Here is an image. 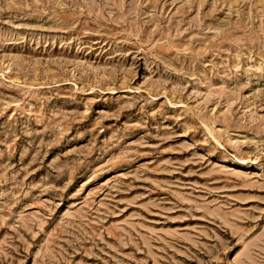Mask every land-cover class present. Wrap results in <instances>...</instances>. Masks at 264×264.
Segmentation results:
<instances>
[{
  "label": "rangeland",
  "instance_id": "374dc122",
  "mask_svg": "<svg viewBox=\"0 0 264 264\" xmlns=\"http://www.w3.org/2000/svg\"><path fill=\"white\" fill-rule=\"evenodd\" d=\"M0 264H264V0H0Z\"/></svg>",
  "mask_w": 264,
  "mask_h": 264
}]
</instances>
